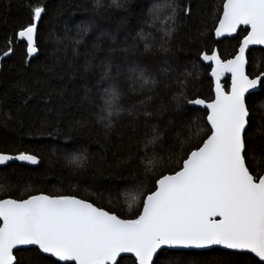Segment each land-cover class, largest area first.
<instances>
[{"label": "snow or ice", "instance_id": "6c2138e0", "mask_svg": "<svg viewBox=\"0 0 264 264\" xmlns=\"http://www.w3.org/2000/svg\"><path fill=\"white\" fill-rule=\"evenodd\" d=\"M112 6L125 5L112 0ZM27 7V22L18 31L13 30L26 49V64L39 51V25L47 15V4L29 3ZM96 7H100L99 0ZM192 11L190 3L181 0L152 3L145 23L151 27L165 14L171 22L165 32V43H169L181 14L187 18ZM217 11L220 14L214 37H233L237 42L234 55L225 61L215 49L200 53L199 60L210 62L215 84L211 97L189 96L187 85L196 76L194 72L184 73L183 86L173 99L178 112L184 105L191 106V116L184 113L190 120L188 134L179 149L167 153L165 161L156 151L163 147V133L153 126L138 163L145 175L157 168L161 171L150 190L144 191V181L134 187L128 206H137L135 215L122 217L72 194L40 192L26 198L0 197V264H21L22 260L27 264H118V258L123 264L122 254L129 253L135 264H157L160 256L171 254L169 250H187L185 255L196 250L194 254L203 255L205 250L215 248L229 250V255L243 262L250 259L251 264H264V168L257 166L250 135L253 110L264 109V67L255 61L250 66L252 46H264V0H223ZM88 30L87 25L81 28V32ZM143 34L141 28L138 35L143 38ZM13 43L10 39L7 45ZM7 45L0 60L14 51ZM151 47L145 44V50ZM105 67L110 65L105 63ZM131 71L137 74L141 88L156 85L144 70ZM225 74H230V85L228 80L221 83ZM108 78L105 73L101 80ZM50 80L15 85L20 100L15 118L21 124L27 120L34 128V120L59 131L57 122L62 113L52 102L63 92H58ZM104 93L103 115L98 119L106 121L104 127L111 129L113 118L123 111L118 103L121 93L114 84ZM33 100L43 104H37L38 112L30 106ZM11 113L10 109L9 119ZM186 142L191 145L187 150L183 147ZM260 155L264 158V153ZM66 159L70 166L83 168L88 157L80 153ZM9 162L38 165L40 159L28 151L0 152V166L11 167Z\"/></svg>", "mask_w": 264, "mask_h": 264}, {"label": "trees", "instance_id": "16d2710c", "mask_svg": "<svg viewBox=\"0 0 264 264\" xmlns=\"http://www.w3.org/2000/svg\"><path fill=\"white\" fill-rule=\"evenodd\" d=\"M163 2L121 0L124 7H109L112 0H99L97 8V0H0V55L8 40L14 41L7 45L14 49L13 53L0 60V152L28 151L40 159L37 167L11 164L0 168V197L26 198L40 192L72 194L122 217L135 215L137 206H128L134 187L144 181V191L150 190L161 171L157 168L145 175L138 163L153 126L163 133V147L156 151L165 161L167 153L179 149L188 134L191 106L184 105L178 112L173 99L183 86L184 73L194 72L196 76L187 85L189 96H213L211 67L199 60V55L215 49L226 61L233 57L237 43L234 38L217 41L214 37L220 14L217 10L223 0H181L190 3L193 11L187 18L181 14L175 33L165 43V32L171 23L166 15L161 14L151 27L145 23L152 3ZM29 3L47 4V15L39 25V54L26 64V49L13 30L18 31L27 22ZM86 25L89 30L81 32ZM141 28L143 38L138 35ZM77 40L79 43H75ZM145 44L152 47L145 50ZM253 50L250 66L255 61L264 67V49ZM133 68L144 70L149 79L157 81L156 85L141 88ZM105 73L109 78L102 81ZM50 78L51 85L63 92L52 102L58 104L62 113L57 122L59 131L56 127H42L34 120V128L29 127L27 120L21 124L15 118L14 110L20 104L15 85L34 84L36 80L43 83ZM113 84L121 93L118 103L123 111L113 118L114 126L106 129V121L98 119L103 115L101 97L104 89ZM37 104L43 107L39 100L30 101L31 108L38 112ZM252 119V146L257 152V166L264 168L260 155L264 153V109H254ZM190 146L187 142L183 145L185 150ZM148 152L151 154V147ZM80 153L88 157L84 167L70 166L66 158ZM249 163L252 166L253 162ZM169 252L163 256L159 253L157 264H251L250 259L243 262L220 248L204 251L203 255H196L195 251L188 255L185 251ZM122 261L135 264L134 257H123ZM21 264L27 261L22 260Z\"/></svg>", "mask_w": 264, "mask_h": 264}, {"label": "water", "instance_id": "95a60500", "mask_svg": "<svg viewBox=\"0 0 264 264\" xmlns=\"http://www.w3.org/2000/svg\"><path fill=\"white\" fill-rule=\"evenodd\" d=\"M228 38H233V37H224V38H220V39H217L216 38V40L217 41H222V40H224V39H228ZM19 39V38H18ZM252 48L254 49V48H262V49H264V46H259V45H255V46H252ZM217 52V54L219 55V53H218V51H216ZM38 54H39V51H38V53L35 55V56H33L32 58H35V57H37L38 56ZM204 63L207 65V66H209L210 65V62H207V61H204ZM214 66V65H213ZM229 76H230V74H225V76L224 77H222V79H221V83H224V81H226L228 78H229ZM212 78V77H211ZM212 80H213V83H214V78H212ZM214 87H215V84H214ZM10 164H19V165H23V166H28V167H37V166H39V164L38 165H29V164H27L26 162H9ZM4 167H7V166H0V168H4ZM209 250H212V249H209ZM209 250H205V251H209ZM171 251H187V250H171ZM192 251H196V250H192ZM226 251H229V250H226ZM157 255H159V253L157 254ZM123 257H133L130 253L129 254H122V258ZM121 258H118V262H119V260H120ZM155 259V258H154Z\"/></svg>", "mask_w": 264, "mask_h": 264}]
</instances>
